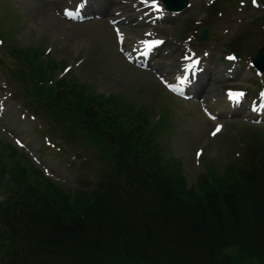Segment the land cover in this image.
<instances>
[{
  "label": "trees",
  "instance_id": "1",
  "mask_svg": "<svg viewBox=\"0 0 264 264\" xmlns=\"http://www.w3.org/2000/svg\"><path fill=\"white\" fill-rule=\"evenodd\" d=\"M149 180L143 177L140 189L146 188L147 193L143 198L139 189L129 213L109 211L102 204L85 220H72L68 225L50 213L30 211L27 218L37 225L41 242L64 252L62 264H80L76 256L84 249L111 237L115 241L117 236L131 239L139 255L146 250L153 254L172 251L180 257V264H196L203 256L219 253L221 247L236 245L231 241L238 224L249 225L253 232L246 235L250 234L255 246L264 248V180L249 182L243 191L225 196L223 203L212 197L208 204L181 199L173 190L170 171L165 180L157 175Z\"/></svg>",
  "mask_w": 264,
  "mask_h": 264
},
{
  "label": "rangeland",
  "instance_id": "2",
  "mask_svg": "<svg viewBox=\"0 0 264 264\" xmlns=\"http://www.w3.org/2000/svg\"><path fill=\"white\" fill-rule=\"evenodd\" d=\"M131 1H135V0H131ZM204 2L205 0H190V7L186 9L187 19H185V21L189 20L191 22L192 20H194L195 22H198V20L196 19V16L202 13L200 10V5H203L202 3ZM28 3H29V0L22 3V5L14 12V15L16 16L11 17V19L14 20L13 22H15L16 24L15 29L17 30V34L20 38V43L22 46L24 44H27L28 41L32 40L33 39L32 36H34L35 38L39 37L40 39V35L38 36L32 33L34 30L32 28V25L30 26V23L44 17L47 14L46 10L48 9V8H45L46 3L43 6H36V5L30 6ZM243 12L244 11L235 12L232 14V17H235L236 14H238L239 16L245 17V15H243ZM47 19H49V16L43 22H41L42 26L40 28H43L44 22H46ZM176 22L177 21H175V23ZM234 23H235V18L231 20H224L222 22V24H224L227 27L225 30L229 32L234 31V26H235ZM97 25L100 26L101 28L99 29V31H97L95 35H91L90 30H93V29H91V27L89 28L86 25L84 27L77 28L79 32H77L74 36L75 40L81 41L84 45L90 46L91 51H92V56L90 60L93 59L97 64L98 63L100 64L101 73L108 75V76H112V77L119 76L118 78L119 84L120 85L123 84L124 88H127L129 86L126 83V80H125L126 77L129 78L130 85L136 84V87L132 85L131 88L128 90L130 94L131 92L134 91L135 88L138 92L137 94L132 93L131 99L133 101H137L140 104H143V103L149 102L148 99L150 96L156 97L157 99L154 100L151 105L157 109V115L160 116L161 123H163L166 119H170L173 116L172 110L175 109L173 108L175 104L172 103L173 107H168V103L165 102L167 98L165 97L158 98L159 96L158 91H152L147 88L153 89L157 86L160 92L165 93L168 97H171V98H174V97L170 96V94L165 92L164 89H162L157 84V82L155 85L150 80H147V87H145V81H146L145 75L138 71L129 69L127 67V64L123 60L121 61L119 60V57L115 55L113 51H111V48L114 46V43L112 42L111 34L108 33L106 26L102 24H97ZM157 30L161 32L162 34H166V35L173 34L174 32V31H170V29H162V28H158ZM40 31H44L45 33L48 32L45 29H40ZM43 40L47 41L46 39H43ZM70 43H71V40H68L67 47L70 46ZM95 44L97 45L96 52L94 50ZM38 45H41V44L38 43ZM97 50H101L105 52L110 51V53L106 55L104 54L94 55V54H97ZM167 51H169V47L166 44L163 49V52H167ZM175 53L177 55H180L182 53V49H177ZM56 55L58 57L59 54L56 53ZM88 66L89 64L86 67ZM169 72L170 71H167V73ZM87 76L90 77L89 74ZM0 84L4 86L3 80L1 78H0ZM100 89L103 90L104 87H101ZM3 96H6V93H3ZM8 98L10 100V95L8 96ZM160 99H163L165 101L163 102ZM180 108L181 110L179 113H183L182 120H181V124L178 126L179 130L177 134L174 135V138L179 139L180 142L178 143V145H175L173 148H174L175 154L177 155V158H179L180 162L182 163V166H185L186 170L184 171L186 175L188 176V178L190 179L194 175V172H195L194 169H192V165H195V160L193 159V151H194L195 145L197 144V142H199L203 138V135H200V134L202 131L208 129L209 124L205 126L204 120H196L195 115L189 112V110L185 112L183 107L180 106ZM10 109L11 110L9 111L7 117L10 118L13 115L17 116L18 113L14 109L12 102L10 105ZM193 112L199 115L200 111L198 110L197 107H195L193 109ZM188 122H193V124L195 125H193L192 123H188ZM215 149L218 154V159L216 161L218 163L219 159L222 157V152L219 146H216ZM205 162L208 164L213 163L212 160H209L208 158H205ZM45 165L47 166V168H49L50 172L56 173L59 178H62L67 182H71V180L67 178L65 173L56 171L48 163H45Z\"/></svg>",
  "mask_w": 264,
  "mask_h": 264
},
{
  "label": "snow or ice",
  "instance_id": "3",
  "mask_svg": "<svg viewBox=\"0 0 264 264\" xmlns=\"http://www.w3.org/2000/svg\"><path fill=\"white\" fill-rule=\"evenodd\" d=\"M144 2L147 3V0H144ZM254 2H255V0H254ZM151 5L153 7H155L157 11H160V7H159V4L157 3V0H151ZM65 15H67V16H69L71 18L72 15H73V13L71 11H69V10H65ZM145 43L147 44V42H145ZM153 43L154 44H159V43H162V42L161 41H154ZM147 46L150 48V47H152V44H148ZM228 59H230V60L231 59H235V57L234 56H229ZM181 82L182 83L184 82L183 79H181ZM243 95H244L243 92H230L229 93L230 98L233 99V100H237V101ZM261 95L264 96V93H261ZM218 131H220V128L219 127H217V129H216V132H218ZM216 132H213L212 134L215 135Z\"/></svg>",
  "mask_w": 264,
  "mask_h": 264
},
{
  "label": "bare ground",
  "instance_id": "4",
  "mask_svg": "<svg viewBox=\"0 0 264 264\" xmlns=\"http://www.w3.org/2000/svg\"><path fill=\"white\" fill-rule=\"evenodd\" d=\"M107 2H108V3H109V2H112V0H107ZM48 20L52 21L51 18L47 19L46 22H44V25H45V26L48 25V24L50 23Z\"/></svg>",
  "mask_w": 264,
  "mask_h": 264
}]
</instances>
